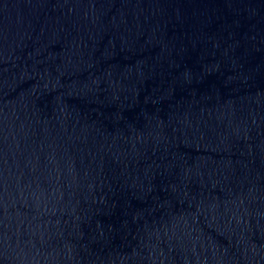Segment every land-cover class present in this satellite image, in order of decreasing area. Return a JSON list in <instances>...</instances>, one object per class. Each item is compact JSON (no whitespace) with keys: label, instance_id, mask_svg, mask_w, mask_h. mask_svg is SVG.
<instances>
[{"label":"water","instance_id":"obj_1","mask_svg":"<svg viewBox=\"0 0 264 264\" xmlns=\"http://www.w3.org/2000/svg\"><path fill=\"white\" fill-rule=\"evenodd\" d=\"M0 264H264V0H0Z\"/></svg>","mask_w":264,"mask_h":264}]
</instances>
